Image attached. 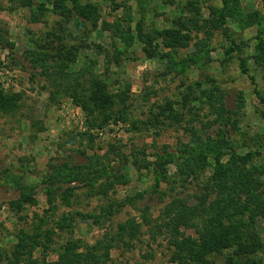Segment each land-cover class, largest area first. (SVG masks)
Instances as JSON below:
<instances>
[{"label":"rangeland","instance_id":"rangeland-1","mask_svg":"<svg viewBox=\"0 0 264 264\" xmlns=\"http://www.w3.org/2000/svg\"><path fill=\"white\" fill-rule=\"evenodd\" d=\"M96 89L112 113L90 110ZM204 186L241 192L243 209L176 230L173 199ZM257 195L264 0H0V264L110 243L108 264H178L174 240L211 214L261 241L264 264ZM239 244L207 259L229 264Z\"/></svg>","mask_w":264,"mask_h":264},{"label":"trees","instance_id":"trees-1","mask_svg":"<svg viewBox=\"0 0 264 264\" xmlns=\"http://www.w3.org/2000/svg\"><path fill=\"white\" fill-rule=\"evenodd\" d=\"M232 43H235V41L232 40ZM243 65H245L244 61ZM243 68L245 69V67ZM98 91V89L92 90L91 97L93 96V99L95 98L97 105L95 104V108L90 107V110L96 109L100 113L101 111L104 113H112L113 110L111 108L113 105L110 106L111 102H107L109 101L106 97L107 95L99 94ZM104 102L107 103L103 104ZM83 107L85 109H89L86 103L83 104ZM101 107H108V109L111 110H105L104 108L103 110H100ZM119 111L122 112L123 110L120 109ZM253 189L254 188L249 187L244 191H246V193H250V191ZM25 193L27 192L23 190L18 199L10 201V206L13 209L21 208L22 202L27 200ZM240 193L241 192H238L237 190H233V192L223 191L218 194V198L211 199L209 198L211 194L208 190V186H204V189L201 188L199 191H195L193 193V197L198 201L197 203L189 205L185 200L182 201L183 203H180V198H174L173 205H175L177 209L174 206H169V209L171 210L175 208V211L170 218V223L173 224L177 230L179 224H194L196 223V217H205L208 211L211 210L215 211V209H217L221 211L219 214L223 215L224 212H230L231 214V212L235 211L236 209H243V205L238 199L240 197ZM236 196H238V198ZM28 199L32 198L29 196ZM245 209H249L254 215H264L263 198H260V196L257 195L256 199L254 200V206L245 205ZM214 217L215 216L211 214L209 218H205V224H203L204 232L201 228H197V232H199L198 239L191 237V235H185L182 238L174 240L176 247L178 248V252L175 254L176 262L178 264H210L209 260L207 259V254L209 251L214 249L228 248L233 246L235 242L237 243V241H239L241 244L238 245V253L240 254L228 256L226 258L227 263L241 264V257H244L242 264H258L257 261L259 260L254 258L253 255L255 254L254 252L256 250L261 249L262 242L257 240L255 237L251 238L250 235L244 236L245 232L243 233V230H241V228L238 226L228 225L226 227L221 222V216L218 219H215ZM216 222L219 223V229L221 228V231L218 232L216 230L214 233H212L213 226L216 228ZM112 247L113 245L111 243L108 244L105 247L104 252L100 254H97V248H99V246L95 244L92 245V247L86 252H72L68 249V247H66L64 252L61 253L60 259L56 264H73L75 261H78L79 264H108V261L111 260L110 250ZM101 258H103V261Z\"/></svg>","mask_w":264,"mask_h":264}]
</instances>
